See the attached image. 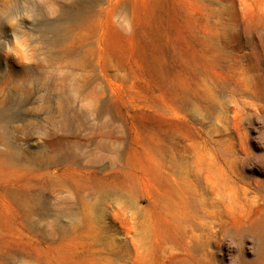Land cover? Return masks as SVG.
I'll return each instance as SVG.
<instances>
[{
	"label": "rangeland",
	"instance_id": "rangeland-1",
	"mask_svg": "<svg viewBox=\"0 0 264 264\" xmlns=\"http://www.w3.org/2000/svg\"><path fill=\"white\" fill-rule=\"evenodd\" d=\"M0 113V264H264V0H0Z\"/></svg>",
	"mask_w": 264,
	"mask_h": 264
},
{
	"label": "bare ground",
	"instance_id": "bare-ground-1",
	"mask_svg": "<svg viewBox=\"0 0 264 264\" xmlns=\"http://www.w3.org/2000/svg\"><path fill=\"white\" fill-rule=\"evenodd\" d=\"M3 113H0V119L3 117L2 116ZM103 117V116H102ZM53 121V120H52ZM103 121V120H101ZM115 123V122H114ZM107 124V123H106ZM105 124V125H106ZM56 125V124H55ZM7 125L6 124H0V141L5 140V131H6ZM99 128V127H98ZM109 128V127H108ZM113 131V130H112ZM116 132V131H115ZM105 135V134H104ZM115 143V142H114ZM115 146V145H114ZM57 148V147H56ZM81 154V153H80ZM17 155V152L12 150L11 147H8V150L5 151V153H3V157L5 158V160L9 161L14 159V157ZM82 155V154H81ZM73 153L70 150H67V153L65 152L64 155L62 156V162L63 163H70L71 161L74 162V160L72 159L73 157ZM19 157V155H18ZM42 159V158H41ZM51 159L49 162L52 164L57 163L58 159L56 157H52L49 158ZM70 196V195H69ZM27 199L25 198V200H23L22 205H24L26 203ZM88 207V206H87ZM90 212H87L88 215H90L89 217H104L106 215V211L103 209V207H101L99 204H94L93 207L89 210ZM60 216H65V217H69L72 220H77V218L79 217V214L74 211H64L62 213L59 214ZM57 219V218H56ZM61 222V221H60ZM71 223V222H70ZM78 223V222H77ZM62 224V223H61ZM60 224V225H61ZM65 226V225H64Z\"/></svg>",
	"mask_w": 264,
	"mask_h": 264
}]
</instances>
